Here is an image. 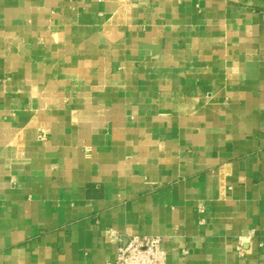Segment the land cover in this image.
Returning <instances> with one entry per match:
<instances>
[{
	"label": "crops",
	"instance_id": "0c3cea01",
	"mask_svg": "<svg viewBox=\"0 0 264 264\" xmlns=\"http://www.w3.org/2000/svg\"><path fill=\"white\" fill-rule=\"evenodd\" d=\"M135 234L264 264V0H0V264Z\"/></svg>",
	"mask_w": 264,
	"mask_h": 264
},
{
	"label": "built area",
	"instance_id": "2783aa9c",
	"mask_svg": "<svg viewBox=\"0 0 264 264\" xmlns=\"http://www.w3.org/2000/svg\"><path fill=\"white\" fill-rule=\"evenodd\" d=\"M162 240L160 235H131L117 248L114 262L108 264H165ZM183 252L187 253L186 250Z\"/></svg>",
	"mask_w": 264,
	"mask_h": 264
}]
</instances>
